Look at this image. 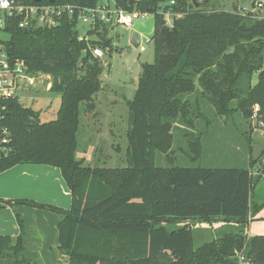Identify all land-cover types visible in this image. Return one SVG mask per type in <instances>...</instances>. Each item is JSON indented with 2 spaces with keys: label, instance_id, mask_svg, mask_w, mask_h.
Returning a JSON list of instances; mask_svg holds the SVG:
<instances>
[{
  "label": "trees",
  "instance_id": "trees-1",
  "mask_svg": "<svg viewBox=\"0 0 264 264\" xmlns=\"http://www.w3.org/2000/svg\"><path fill=\"white\" fill-rule=\"evenodd\" d=\"M23 1L83 8L100 2ZM114 1L118 9L156 20L153 62L141 65L136 93L127 102L131 166L91 168L75 157L80 116L95 110L103 72L89 48L111 55V27L99 23L87 34L97 40H79L76 16L27 32L18 27V18L10 19L5 27L9 60L23 61L32 74L49 76V92L60 96V104L55 119L42 123L39 112L19 100L0 101L5 108L0 111V140L3 130L8 133V142L0 143V174L19 164L54 167L71 197L68 210L28 200L14 204L58 216V249L69 264H237L241 251L251 264H264V236L245 233L252 172L264 149L255 160L249 158L246 168H160L154 163L156 153L171 162L176 126L192 130L203 116L198 99L191 101L193 94L206 100L218 117L238 112L249 121L257 106L256 118L264 121V18L241 14L236 7L194 9L192 0H135V5L132 0ZM201 1L203 6L209 2ZM167 11L181 15L171 28L162 14ZM200 139L191 134L187 142L191 160L202 155ZM259 209L253 206L254 213ZM16 221V237L0 236V264H35L23 257L24 226L18 216ZM190 221L219 223L218 236L194 248L193 230L186 224Z\"/></svg>",
  "mask_w": 264,
  "mask_h": 264
},
{
  "label": "rangeland",
  "instance_id": "rangeland-1",
  "mask_svg": "<svg viewBox=\"0 0 264 264\" xmlns=\"http://www.w3.org/2000/svg\"><path fill=\"white\" fill-rule=\"evenodd\" d=\"M252 1L255 0H234L233 3L230 0H209L203 6L201 0H196L200 5L194 9L230 11L234 4L239 13L246 14L248 11L244 9L248 10ZM88 30L86 26L79 25L80 35L88 40H97L96 36H87ZM109 36L114 40V51L109 55L102 50L103 57L99 59L103 72L99 77L100 89L94 96L95 110L81 113L77 133L78 149L75 157L82 159L84 165L91 168L131 166V158L127 153V102L133 100L136 93L141 65L153 62V44L145 42L146 36L141 37V44L137 49L129 46L130 30L124 26H115L114 33L110 31ZM255 79L254 75L252 83ZM43 86L21 91L20 102L23 106L38 111L39 121L46 123L55 119L60 96L50 93ZM197 95L193 94L191 101L198 99L203 116L195 120V128L192 130L176 126L172 132V146L168 155L171 162L167 161L165 154L156 153L155 166L246 168L249 158L255 160L264 149V121L257 118L245 121L238 112L218 117L211 105ZM191 134H199L203 149L201 157L195 161L189 158L187 142ZM257 165L256 169H259ZM186 224L193 230L194 248L216 238L217 229L220 228L219 223L190 221ZM166 226L169 227L168 230L173 228Z\"/></svg>",
  "mask_w": 264,
  "mask_h": 264
},
{
  "label": "crops",
  "instance_id": "crops-1",
  "mask_svg": "<svg viewBox=\"0 0 264 264\" xmlns=\"http://www.w3.org/2000/svg\"><path fill=\"white\" fill-rule=\"evenodd\" d=\"M111 32L114 33L113 28ZM257 163L259 169L252 172L254 188L250 198L251 218L245 231L248 237L264 236V174H261L264 170V155ZM16 200L68 210L71 197L59 169L19 164L0 174V236L16 237L19 234L18 216L24 226V258L35 264H69L68 257L58 249V216L48 210L14 204ZM254 205L260 206L255 213Z\"/></svg>",
  "mask_w": 264,
  "mask_h": 264
},
{
  "label": "built area",
  "instance_id": "built-area-1",
  "mask_svg": "<svg viewBox=\"0 0 264 264\" xmlns=\"http://www.w3.org/2000/svg\"><path fill=\"white\" fill-rule=\"evenodd\" d=\"M170 4L173 5L174 2L171 1ZM244 11H248L246 14H250L254 18H264V0L252 1L248 10L244 9ZM253 13L257 14L253 15ZM162 14L165 25L169 28L172 27L174 19L181 17L179 14H172L168 11ZM64 16L69 19L76 16L78 26H86L89 30L95 29L99 23L106 24L113 29L115 26L120 25L131 30L135 21H144L152 15L137 11L126 12L125 10L118 9L115 6L114 0H100L94 8H83L75 5H56L53 3L31 5L23 0H0V101L7 99H17L20 101V93L23 90H32L42 85L45 86V90H50L51 87L49 76L42 73L32 74L28 72L23 61L9 60L5 49V42L8 39V34L5 31L7 21L18 18V27L28 30L29 27H54L59 24V21ZM142 36L139 35L140 44ZM144 36L147 37L145 42L151 43V36ZM78 39L87 40L84 35H80ZM89 50L94 58L100 59L103 57V52L99 47H92ZM4 109L3 106L0 107V111ZM252 110V118H256L258 107L256 106ZM2 135L3 138L0 140V143L6 144L8 142L7 131L3 130ZM236 259L237 264H251L243 251L236 253Z\"/></svg>",
  "mask_w": 264,
  "mask_h": 264
},
{
  "label": "water",
  "instance_id": "water-1",
  "mask_svg": "<svg viewBox=\"0 0 264 264\" xmlns=\"http://www.w3.org/2000/svg\"><path fill=\"white\" fill-rule=\"evenodd\" d=\"M230 1L232 3L234 2V0H230ZM36 2H39V0H37ZM50 2H53V0H50ZM130 4L135 5L136 1L132 0ZM192 4L194 7H198L200 5L196 2V0H192ZM234 8L235 5L232 4V10H234ZM155 21L156 20L154 16H150L144 21H140V20L135 21L130 30L129 46L134 49L139 48V44H140L139 35L151 36L153 34V30L155 27ZM23 31L27 32V29H24ZM79 75H81V73Z\"/></svg>",
  "mask_w": 264,
  "mask_h": 264
}]
</instances>
